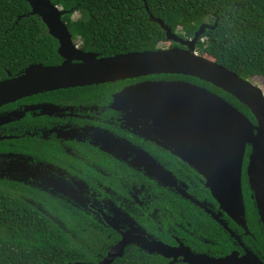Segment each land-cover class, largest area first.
Returning a JSON list of instances; mask_svg holds the SVG:
<instances>
[{
    "label": "flooded vegetation",
    "instance_id": "1",
    "mask_svg": "<svg viewBox=\"0 0 264 264\" xmlns=\"http://www.w3.org/2000/svg\"><path fill=\"white\" fill-rule=\"evenodd\" d=\"M173 42L161 48H186ZM58 56L49 65L65 60ZM75 56L73 62H79V54ZM160 75L47 90L0 105V116L13 117L0 123V188L60 226L64 224L58 216L87 217L91 232L108 239V249L127 234L174 251L188 248L194 254L222 257L250 250L264 260L253 231L220 208L208 185L224 172L206 167L201 173L157 136L151 120L115 102L116 94L146 80L189 81ZM125 102L126 97L121 100ZM250 152L247 144L241 167L244 199Z\"/></svg>",
    "mask_w": 264,
    "mask_h": 264
},
{
    "label": "water",
    "instance_id": "2",
    "mask_svg": "<svg viewBox=\"0 0 264 264\" xmlns=\"http://www.w3.org/2000/svg\"><path fill=\"white\" fill-rule=\"evenodd\" d=\"M25 1L30 6V12L23 16L36 14L41 18L49 34L57 39V51L65 60L59 65L33 63L16 75L8 73L9 77L0 79V105L47 90L147 75H186L209 82L244 104L255 123L221 95L204 86L178 79L143 81L116 94L115 102L151 120L156 126L154 131L157 136L174 146L176 155L201 173L206 167L223 171L225 175L212 177L213 183L208 185L220 208L246 230L241 167L246 145H250L248 181L264 231V94L250 80L196 53L197 41L205 29L213 25L202 23L193 37L183 38L172 32L162 20L153 19L165 30L167 40L184 44L186 48L173 46L97 57L96 52L83 51L72 39L62 20V15L69 10L62 9L52 0ZM75 53L79 54V62L72 60ZM139 91L144 94H137ZM145 91L153 94L148 95ZM131 92L132 97L129 95ZM125 97L127 102L121 103ZM12 119V113H8L0 116V123ZM225 171L230 174L226 175ZM130 244H136L150 254L172 258L169 261L171 264L177 261L179 255L187 264H264V260L250 250L241 256L232 252L222 257H210L194 254L188 248L174 251V248L161 242L132 238L127 234L111 246L100 261L68 264H111L123 256Z\"/></svg>",
    "mask_w": 264,
    "mask_h": 264
},
{
    "label": "trees",
    "instance_id": "3",
    "mask_svg": "<svg viewBox=\"0 0 264 264\" xmlns=\"http://www.w3.org/2000/svg\"><path fill=\"white\" fill-rule=\"evenodd\" d=\"M74 42L83 51L114 55L156 50L167 44L160 19L172 32L191 38L202 23L206 28L196 51L241 78L261 77L264 85V0H52ZM25 0H0V79L20 73L33 63L49 65L60 60L58 41L38 15H26ZM74 12L79 16L74 17ZM151 17V18H150ZM174 44V42L172 43ZM198 83L221 95L252 122L250 110L234 96L196 77L161 74ZM249 146V145H248ZM248 151V149H247ZM246 223L264 258L261 221L246 177ZM64 226L40 212L11 191L0 188V264L96 263L105 256L109 242L91 232L87 217L58 216ZM111 264H171L159 254L130 245ZM173 264H187L174 262Z\"/></svg>",
    "mask_w": 264,
    "mask_h": 264
},
{
    "label": "rangeland",
    "instance_id": "4",
    "mask_svg": "<svg viewBox=\"0 0 264 264\" xmlns=\"http://www.w3.org/2000/svg\"><path fill=\"white\" fill-rule=\"evenodd\" d=\"M77 16H79V13H78V12H74V17H77ZM163 45H165V44H161V46H163ZM195 51H196V48H195ZM196 53L199 54L198 51H196ZM250 81H251L253 84L258 85V86L262 89L263 94H264L263 79H262L261 77H259V76L254 77V78H253L252 80H250Z\"/></svg>",
    "mask_w": 264,
    "mask_h": 264
}]
</instances>
